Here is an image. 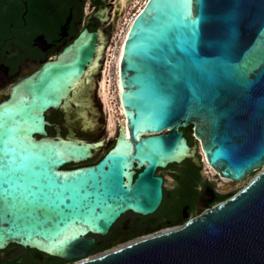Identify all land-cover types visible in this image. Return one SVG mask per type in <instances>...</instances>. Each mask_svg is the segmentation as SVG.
Returning <instances> with one entry per match:
<instances>
[{
	"label": "water",
	"instance_id": "water-1",
	"mask_svg": "<svg viewBox=\"0 0 264 264\" xmlns=\"http://www.w3.org/2000/svg\"><path fill=\"white\" fill-rule=\"evenodd\" d=\"M146 4L134 16L126 33L118 70L119 100L123 110L124 128L118 130L113 145L95 162L66 168L68 164H79L92 157V150L101 146V141L88 142L75 136L69 128L62 136L59 127L49 135L46 119L50 110H63L72 100L75 83L86 75L89 66L98 58L96 32L83 29L54 60L43 62L38 68L17 81L8 97L27 94L37 97L33 116L38 121L30 133L33 142L62 141V159L53 166L60 173H91L100 168L109 170L114 152H128L120 167V179L126 185L127 196L108 199L109 207L99 206L93 212L94 220L78 221L73 231L75 239L67 245H57L45 235L29 234L32 229L8 231V225L0 234V249L8 244H17L69 264H264V65L249 74L246 88L226 80L211 77L207 87L200 88L193 99V88L185 87L187 102L171 112L162 127L158 124H136L137 108L129 101L142 103L146 97L143 83H132L137 77L135 69L129 67V53L138 39ZM238 12L241 18L239 47L234 56L248 57L252 61L264 58V27L259 22L264 18V0H193L191 18L196 29L205 37L214 34L216 22ZM127 38V39H126ZM90 52V55H88ZM217 49H201V55H219ZM87 56V63H76L78 57ZM162 63V62H161ZM73 64L75 67L73 68ZM192 126L194 143L189 145L183 129ZM242 129L243 135H237ZM136 137H139L137 140ZM175 151L167 159H158L150 164L137 158V145L147 148L153 140ZM220 177L241 181L252 172L254 177L236 194L207 209L184 225L166 232L138 239L104 254L87 258L95 243V236H104L117 219L127 213L146 216L154 213L163 199V179L155 175L156 169L179 164L191 159L196 166L204 161ZM207 194V193H206ZM205 199L203 194L198 206Z\"/></svg>",
	"mask_w": 264,
	"mask_h": 264
},
{
	"label": "snow or ice",
	"instance_id": "snow-or-ice-1",
	"mask_svg": "<svg viewBox=\"0 0 264 264\" xmlns=\"http://www.w3.org/2000/svg\"><path fill=\"white\" fill-rule=\"evenodd\" d=\"M193 0H145L139 17L143 21L141 44L130 51L129 67L137 77L132 83H143L147 92L142 103L130 100L137 108L136 124H161L174 110L187 102L185 87L193 88V99H199L194 87H207L208 79H226L246 88L249 74L264 65V58L252 61L250 55L234 56L239 47L241 18L238 12L216 22L213 35L205 37L191 18ZM199 3V0H197ZM264 27V18L259 22ZM127 39V38H126ZM217 49L219 55H201V49ZM124 54V49H121ZM90 55V52L89 54ZM162 62V63H161ZM76 63H87V56ZM75 64H73V68ZM37 97L27 94L10 97L0 104V225L8 231L32 229L29 234H43L56 244L67 245L75 239L78 221L94 220L99 206L109 207L108 199L127 196L121 183L120 167L128 152L112 153L109 170L100 168L91 173H60L53 166L62 159V141L44 144L30 138L38 121L33 116ZM237 135H243L238 129ZM138 140L139 137H136ZM137 158L155 164L175 151L159 139L145 148L137 145ZM4 229L0 227V234Z\"/></svg>",
	"mask_w": 264,
	"mask_h": 264
},
{
	"label": "flooded vegetation",
	"instance_id": "flooded-vegetation-1",
	"mask_svg": "<svg viewBox=\"0 0 264 264\" xmlns=\"http://www.w3.org/2000/svg\"><path fill=\"white\" fill-rule=\"evenodd\" d=\"M138 2L139 0H129L117 15V0H0V102L8 97L10 88L17 81L43 62L54 60L83 29L94 31L96 32L95 55L97 52L99 54L95 60L96 65L92 72L88 68L87 75L77 83L72 100L66 107L67 113L63 110H50L46 119L51 125L46 127V130L49 135H54L55 127L58 126L60 134L65 136L68 135L70 128L77 137L79 131L84 132L85 128H90L93 124H98L97 126L100 127L101 124L104 135L97 137L100 131L94 132L93 135L97 138L86 141H101L103 146L110 138L114 137L115 140L122 125L120 121L119 123L116 121L113 135H108L106 116L103 115V112L107 114L105 111L108 110L101 100L98 81L101 77V69L103 73L105 72L103 63L106 64L108 56L118 44L117 38L119 40L122 27L126 25L124 22L129 16L131 4L135 6ZM121 22L123 23L118 25ZM114 41L115 45H113ZM95 71L98 72V76L92 88L91 79ZM97 110L100 117L93 119ZM83 113H86V117ZM183 135L189 145L194 143L191 125L183 129ZM96 151L97 148L92 150L90 159L79 164H68L65 167L87 165L97 161L101 156L97 160H92ZM204 164L207 173L210 172L214 177L222 179L215 170ZM170 166L173 168L170 169ZM200 166H196L191 159H186L179 164L156 169L155 175L162 177L163 187L166 184V177L162 171H168V176L172 180L167 197L165 189L164 206L162 207L163 190L162 202L154 213L142 216L127 212L121 215L107 234L98 238L95 236V243L87 258L98 256L95 254L108 245L138 240L178 228L243 188L235 192L223 193L226 184L216 186L214 180L211 181L206 177L203 179ZM229 181L231 184L237 182ZM203 194L205 199L198 206V200ZM69 263L71 262L13 243L0 249V264Z\"/></svg>",
	"mask_w": 264,
	"mask_h": 264
},
{
	"label": "rangeland",
	"instance_id": "rangeland-1",
	"mask_svg": "<svg viewBox=\"0 0 264 264\" xmlns=\"http://www.w3.org/2000/svg\"><path fill=\"white\" fill-rule=\"evenodd\" d=\"M141 2H142V0H140V3H138V4H135V6H131V8H130V13H129V16H127V17H129V19H127L128 21L131 19V17H133L134 16V13L137 11V9H138V7H139V5L141 4ZM127 21V22H128ZM123 22H121V23H118V25H121ZM126 27H127V24L126 25H124L123 27H122V30L124 31L125 29H126ZM121 30V32H123ZM118 39V38H117ZM113 45H115V41H114V44ZM97 76H98V72L97 71H95L93 74H92V79H91V87L93 88V86H94V84H93V82H94V80L97 78ZM109 83V82H108ZM114 89H115V85L112 83V85H107V89H106V93H107V96H109L108 97V102H109V105L110 106H112V108L113 109H115V111L113 112L114 113V115L112 116L114 119H116V121H117V118H118V116H117V113H116V109H118V105H117V100H116V97L114 96L115 94H113V91H114ZM109 91H110V94L112 95V96H114V98L113 97H111L110 96V94H108L109 93ZM90 94V93H89ZM91 95V94H90ZM91 97H92V95H91ZM112 102H111V101ZM105 110V109H104ZM109 111V110H108ZM105 112H107V111H105ZM112 112V111H111ZM84 114V116L86 117V113H83ZM103 115L104 116H106V120H107V114L106 113H104L103 112ZM100 117V115H99V113H98V110L96 111V115L93 117V119H98ZM118 122V121H117ZM98 124H96V125H94L93 124V126L92 127H90V128H85L84 130V132L83 131H79V133H78V138H81V139H85V140H91V139H95V138H97V137H101V136H103L104 135V131H103V129L101 128V124H100V127H98L97 126ZM100 129V130H99ZM98 131H100V135H97V137L95 136V135H93L94 134V132H98ZM191 131V130H190ZM113 141H114V137H112V138H110L109 140H107L106 141V143L103 145V146H100V147H98L97 148V151H96V153H95V155H94V157L92 158V160L94 161V160H97L100 156H102L103 154H104V152L112 145V143H113ZM199 156V158H200V160H201V155H198ZM173 168V166H170V169H172ZM164 174H165V177H166V184H165V186L163 187V190H164V200H163V202H162V207L164 206V204H165V189H166V197H167V194H168V192H169V189H170V187L172 186V180H171V178L168 176V171H162ZM200 172H201V176H202V178L204 179L205 177L206 178H209L211 181H213L214 180V182L216 183V186H219V185H221V184H226L225 185V190L223 191V193H228V192H235V191H237V190H239V189H241L242 187H244L253 177H254V175H256L258 172H259V170H256V171H254V172H252L250 175H248L245 179H243V180H241V181H237V182H235L234 184H231L230 183V181H229V179H227V180H223V179H221V178H217V177H214V175L212 174V173H207V170L205 169V164L204 163H202L201 164V166H200ZM228 184L230 185V186H228ZM227 186H228V188H227ZM227 188V189H226ZM160 211H161V208H160ZM159 211V212H160ZM97 238H98V236H96ZM133 241H135V239L134 240H130V241H127V242H118V243H115V244H112V245H108V246H105L104 248H102L99 252H97L95 255H101V254H104V253H106V252H109V251H111V250H114V249H116V248H119V247H121V246H124V245H126V244H128V243H130V242H133Z\"/></svg>",
	"mask_w": 264,
	"mask_h": 264
},
{
	"label": "bare ground",
	"instance_id": "bare-ground-1",
	"mask_svg": "<svg viewBox=\"0 0 264 264\" xmlns=\"http://www.w3.org/2000/svg\"><path fill=\"white\" fill-rule=\"evenodd\" d=\"M133 1H137V0H133ZM128 2H129V0H117V3H118V5H117V15H119V12H121L123 10V7ZM138 3H140V0H139ZM144 3H145V0L142 1L141 4L139 5L138 11L142 8V6L144 5ZM132 5L133 4H131V6ZM137 13L138 12H135V15ZM134 16L131 17V19L129 21L126 20L124 22V24H127V27H126V29L124 31L122 30L123 32H122L119 40L117 39V41H118L117 43L118 44L116 46H114L113 51L110 53V56H108V58H107L106 64L103 63V67H105V72L103 73V69H101V77L99 78V81H98L99 82L98 91L101 94V100L103 102V105H104L105 109L109 110V111H107V124H106L107 125V129H109L108 135L109 134L113 135V133H114V126H115V122H116V120L112 117L114 115L113 112L115 111V109H113L112 106L109 105V102H108V97L109 96H107V93H106L107 85L108 86L109 85H112V83L115 85V89L113 91V94H115L114 96L116 97L117 105H118V109H116V113H117V116H118V118H117V121L118 122L117 123H119V121H120L122 127L124 128V123H123L124 122L123 110L121 108V104H120V100H119L120 87H119V82H118V70H119V61H120V57H121V49H122V46H123V42H124L126 33L128 31L127 28H129V26H130V24H131ZM127 19H129V17H127ZM115 22L117 23V19H115ZM103 61H105V59H103ZM95 65H96V63L94 61L89 66L90 72L93 71V68L95 67ZM87 72H88V70H87ZM77 83H75L74 91H75V88H76ZM74 91H73V93H74ZM108 94H110V91H109ZM110 96L114 98V96H112L111 94H110ZM200 153H201V150H200ZM201 156H202V160L205 163L203 153H201ZM222 179L223 180H227L226 178H223V177H222Z\"/></svg>",
	"mask_w": 264,
	"mask_h": 264
}]
</instances>
